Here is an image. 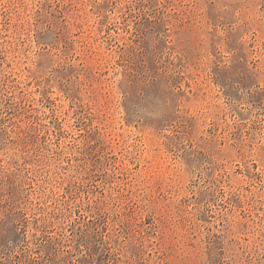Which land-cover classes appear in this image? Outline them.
<instances>
[{
  "label": "rangeland",
  "instance_id": "rangeland-1",
  "mask_svg": "<svg viewBox=\"0 0 264 264\" xmlns=\"http://www.w3.org/2000/svg\"><path fill=\"white\" fill-rule=\"evenodd\" d=\"M0 264H264V0H0Z\"/></svg>",
  "mask_w": 264,
  "mask_h": 264
}]
</instances>
